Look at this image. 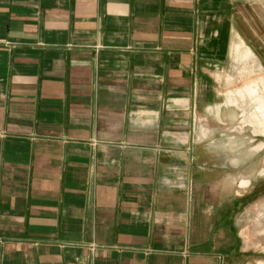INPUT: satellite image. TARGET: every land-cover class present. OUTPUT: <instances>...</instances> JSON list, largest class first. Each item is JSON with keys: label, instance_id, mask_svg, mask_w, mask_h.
<instances>
[{"label": "crops", "instance_id": "0c3cea01", "mask_svg": "<svg viewBox=\"0 0 264 264\" xmlns=\"http://www.w3.org/2000/svg\"><path fill=\"white\" fill-rule=\"evenodd\" d=\"M234 1L0 0V264H242Z\"/></svg>", "mask_w": 264, "mask_h": 264}, {"label": "rangeland", "instance_id": "374dc122", "mask_svg": "<svg viewBox=\"0 0 264 264\" xmlns=\"http://www.w3.org/2000/svg\"><path fill=\"white\" fill-rule=\"evenodd\" d=\"M234 2L231 43L213 75L220 100L234 110L235 119L218 129L210 144L201 145L218 152L219 163L235 171L236 179L245 157L247 179L244 188L242 182L237 188L243 202L234 210L236 232L242 264H264V0Z\"/></svg>", "mask_w": 264, "mask_h": 264}]
</instances>
